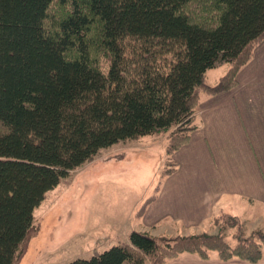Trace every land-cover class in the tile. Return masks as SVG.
<instances>
[{
	"label": "trees",
	"instance_id": "trees-1",
	"mask_svg": "<svg viewBox=\"0 0 264 264\" xmlns=\"http://www.w3.org/2000/svg\"><path fill=\"white\" fill-rule=\"evenodd\" d=\"M263 41L264 0H0V264H17L47 194L102 150L158 134L169 135L170 156L187 145L201 95L233 90ZM223 65L208 84L207 72ZM222 216L238 227L234 246L223 234L133 231L66 264L214 253L259 263L264 230L247 236L239 217Z\"/></svg>",
	"mask_w": 264,
	"mask_h": 264
},
{
	"label": "crops",
	"instance_id": "crops-1",
	"mask_svg": "<svg viewBox=\"0 0 264 264\" xmlns=\"http://www.w3.org/2000/svg\"><path fill=\"white\" fill-rule=\"evenodd\" d=\"M210 72L206 81L212 86L225 75L215 77ZM237 80L231 91L201 95L198 128L173 155L175 171L163 179L157 193L119 220L111 218L106 230L96 221L93 240L102 246L97 248L104 251L116 243H127L133 231L155 237L212 231V222L224 214L239 217L251 232L264 229V41ZM150 198L154 199L138 216ZM166 264L252 263L223 262L214 253L209 260L182 254ZM257 264H264V254Z\"/></svg>",
	"mask_w": 264,
	"mask_h": 264
},
{
	"label": "rangeland",
	"instance_id": "rangeland-1",
	"mask_svg": "<svg viewBox=\"0 0 264 264\" xmlns=\"http://www.w3.org/2000/svg\"><path fill=\"white\" fill-rule=\"evenodd\" d=\"M202 9L197 8L194 15ZM210 10H203L204 14ZM227 68L229 65L208 72L223 76ZM168 136L158 134L122 142L102 150L91 162L73 171L35 211L37 230L17 264H66L102 252L97 248L101 245L93 240L96 221H100V229L106 230L111 218L119 220L157 193L164 172L174 162L167 153ZM224 218L212 222V231L196 235L223 234L234 246L238 227L230 226ZM244 230L251 235L246 226Z\"/></svg>",
	"mask_w": 264,
	"mask_h": 264
}]
</instances>
